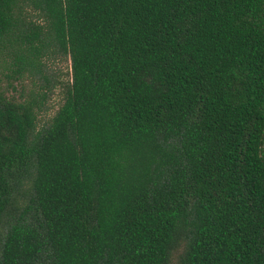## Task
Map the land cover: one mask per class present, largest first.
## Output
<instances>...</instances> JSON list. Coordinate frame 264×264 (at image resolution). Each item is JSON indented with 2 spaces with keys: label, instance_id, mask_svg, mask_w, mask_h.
I'll return each instance as SVG.
<instances>
[{
  "label": "trees",
  "instance_id": "1",
  "mask_svg": "<svg viewBox=\"0 0 264 264\" xmlns=\"http://www.w3.org/2000/svg\"><path fill=\"white\" fill-rule=\"evenodd\" d=\"M0 264H264V0H0Z\"/></svg>",
  "mask_w": 264,
  "mask_h": 264
},
{
  "label": "rangeland",
  "instance_id": "2",
  "mask_svg": "<svg viewBox=\"0 0 264 264\" xmlns=\"http://www.w3.org/2000/svg\"><path fill=\"white\" fill-rule=\"evenodd\" d=\"M68 72V59L63 56H56L49 59L44 66L43 73L47 76L57 77L59 80L66 78ZM59 103V95L57 89L54 88L48 93V96L44 102L42 111L39 114L37 126L44 125V122L54 112Z\"/></svg>",
  "mask_w": 264,
  "mask_h": 264
}]
</instances>
